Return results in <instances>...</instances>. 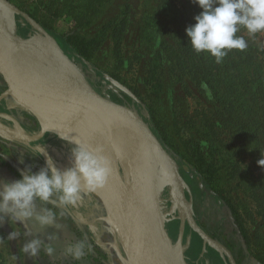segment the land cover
I'll return each mask as SVG.
<instances>
[{"label":"rangeland","instance_id":"rangeland-1","mask_svg":"<svg viewBox=\"0 0 264 264\" xmlns=\"http://www.w3.org/2000/svg\"><path fill=\"white\" fill-rule=\"evenodd\" d=\"M9 1L24 11L21 2L28 1L34 8L33 3L37 0ZM72 1L74 5L80 2ZM173 1L184 3L183 0ZM160 2L161 0H111L103 14L95 19L89 35L99 33L109 22L127 15L126 36L119 56L113 53L110 31L90 63L81 62L69 49L64 38L58 37L55 40L94 89L105 98L131 108L146 120L165 149L178 162L188 186V193L193 199V214L195 212L202 226L228 244L237 242L242 248L240 255L246 258L244 238L239 232V220L237 222L235 215L238 212L240 222L248 234L251 250L264 261V220L258 214V206L252 198L253 190L249 187L252 182L260 185L264 183V178L260 179L261 170L258 165L254 167L250 153L252 149H248L245 156L239 158L216 143L217 137L209 127L214 107L211 91L188 79L182 82L175 80L166 56L157 57L165 36L156 27L146 25L144 19L149 13L157 10ZM21 22L27 24L23 18ZM75 26L76 22L70 16L53 23L54 31L62 35L77 31ZM241 31L259 50L261 59H264V34L250 37L245 29L241 28ZM39 36L44 37L43 34ZM36 39L37 35L30 42ZM34 44L32 53L35 50ZM20 48L23 51V47ZM93 66H96L99 72H96ZM104 75L115 77L128 87L137 99H132L111 85ZM8 91L9 86L0 74V99L5 97L11 111L18 117H23V107ZM3 121L0 120V126L11 128ZM98 124L100 122L92 125ZM15 125L16 132L23 134V129L17 121ZM31 127L32 131L38 132L37 123ZM198 144L201 145L200 151L210 162V167H201L202 162L198 161L199 153L196 151ZM75 147V143L59 142L54 146L36 144L29 148L19 144L10 133L0 131V182L21 179V172L26 167H30L33 172L43 169L47 156H51L57 168L68 169L72 167L71 153ZM44 153L46 155H43ZM261 154H264V147L255 156L256 163L262 158ZM114 161L121 172L118 175L124 176L120 161L117 158ZM43 207L51 209L53 206L51 203H36L37 212ZM53 211L56 215L55 223L45 228H42L34 217L17 222L15 218L5 215L0 221V264H130L123 247V239L109 220L106 203L93 192H82V199L76 206L56 207ZM12 232L17 233L15 240L8 238ZM48 236L54 238L48 241ZM35 237L44 243H51L55 253L49 256L42 247L36 257L24 254L21 250L23 244ZM80 240H86L88 244L85 257L77 261L66 256L65 250ZM185 260L184 263L187 264Z\"/></svg>","mask_w":264,"mask_h":264},{"label":"water","instance_id":"water-1","mask_svg":"<svg viewBox=\"0 0 264 264\" xmlns=\"http://www.w3.org/2000/svg\"><path fill=\"white\" fill-rule=\"evenodd\" d=\"M18 16L25 19L31 27L32 33L26 37L18 32ZM37 34H43L44 37L51 39L55 43L57 53L76 65L63 52L55 38L39 23L9 0H0V74L9 86L8 94L35 116L41 132L29 136L3 126H0V131L10 133L14 140L27 145L29 142L41 140L47 133L54 134L68 143H74L72 141L79 126L87 119H98L103 123L114 119L122 123L126 131L139 140L141 154L136 177L119 213L120 232L129 263L169 264L140 228L144 214L151 207L172 244L179 245L182 249V235L187 221L192 230L219 252H226L232 264H235L229 252L212 240L195 221L192 202L186 196L188 186L181 175L180 167L143 117L129 107L105 98L90 85L79 69L82 77L73 82L27 78L23 64L11 55V48L13 45L26 47ZM104 78L132 99H137L128 87L112 76L104 75ZM101 145L97 147L102 148L103 155L109 159L107 149ZM113 170L116 174L121 173L118 166ZM165 192L168 197L166 200ZM173 216H178L182 223L178 243L170 239L166 229V223L170 221L168 217ZM183 257L185 260L184 251Z\"/></svg>","mask_w":264,"mask_h":264},{"label":"trees","instance_id":"trees-1","mask_svg":"<svg viewBox=\"0 0 264 264\" xmlns=\"http://www.w3.org/2000/svg\"><path fill=\"white\" fill-rule=\"evenodd\" d=\"M183 1L184 3L178 4L173 0H161L157 10L144 19L146 25L156 27L165 36L157 57L166 56L175 80L182 82L188 79L197 86L207 85L214 100L209 127L217 137L216 143L239 158H243L248 149H252L250 153L256 168L254 158L264 147V59H261L259 50L241 30L237 35L246 39L248 47L244 51H230L222 63L217 64L208 54H196L189 43L186 28L195 23L194 17L202 9L193 4L192 0ZM110 2L111 0H80L74 5L72 0H37L33 3L34 8L28 1L20 4L24 12L53 37L64 38L69 49L81 62L90 63L106 41L109 31L113 53L119 56L122 51L128 25L126 14L122 19L117 18L106 24L99 33H88L95 19L103 14ZM66 16L73 17L77 31L58 34L54 31L53 23ZM200 149L201 145L198 144L196 151L199 153L198 161L202 162L201 167H210V162ZM259 168L260 179H263V168ZM249 187L253 190L252 198L258 206V214L264 220V183L260 185L252 182ZM235 215L237 222L239 220V230L248 242L249 237L240 222V215L238 212Z\"/></svg>","mask_w":264,"mask_h":264},{"label":"clouds","instance_id":"clouds-1","mask_svg":"<svg viewBox=\"0 0 264 264\" xmlns=\"http://www.w3.org/2000/svg\"><path fill=\"white\" fill-rule=\"evenodd\" d=\"M192 3L202 11L194 17L195 23L186 28L189 43L196 54H208L217 64L222 63L232 50H246V39L237 35L241 28L250 37L264 34V0H192ZM202 87L207 88V85ZM72 142L77 145L71 153L72 167L61 170L51 156H47L43 169L33 172L26 167L21 172V179L0 182V221L5 215L17 222L34 217L45 228L55 223L54 208L76 206L82 199V192L92 193L106 186L112 168L103 149H93L75 139ZM261 155L257 165L264 168V154ZM37 202L51 203L53 207H43L37 212ZM8 238L15 240L17 233L12 232ZM53 238L48 236L47 240ZM42 247L49 256L55 253L51 243L36 237L24 243L21 250L27 256L36 257ZM87 248V241L80 240L69 246L65 255L79 261L85 257Z\"/></svg>","mask_w":264,"mask_h":264},{"label":"bare ground","instance_id":"bare-ground-1","mask_svg":"<svg viewBox=\"0 0 264 264\" xmlns=\"http://www.w3.org/2000/svg\"><path fill=\"white\" fill-rule=\"evenodd\" d=\"M37 39L38 41L35 43ZM37 39L23 47L25 52L18 46L13 45L11 48V55L16 61L23 64L28 79L49 77L51 80L66 82L81 79L82 75L77 67L57 53L55 43L51 39L39 36V34H37ZM33 44L35 50L32 53ZM96 122H100V124L92 125ZM101 122L98 119H87L79 126L75 140L87 144L93 149L102 144L101 146L108 151L112 168L111 176L103 189L93 193L106 203L111 225L118 229L121 235L119 213L141 162L140 143L136 137L126 131L122 123L114 119H109L107 123ZM113 154L124 169L122 177L113 170L116 167ZM140 228L169 264H185L181 247L173 245L166 239L164 226L157 220L153 208L150 207L144 214Z\"/></svg>","mask_w":264,"mask_h":264},{"label":"flooded vegetation","instance_id":"flooded-vegetation-1","mask_svg":"<svg viewBox=\"0 0 264 264\" xmlns=\"http://www.w3.org/2000/svg\"><path fill=\"white\" fill-rule=\"evenodd\" d=\"M17 27H18L19 34L23 37H26L30 33H32L30 26L28 24H23L21 22V17L19 16L17 17ZM54 38L56 39L57 37L54 36ZM93 68L95 69L96 72H99L97 67L93 66ZM19 108H22V107H19ZM22 109L25 111L23 113L24 116L18 117L13 111H11L10 107L6 103L5 97H3L2 99H0V120L1 121L4 120L3 122L7 126L11 128L13 127L12 130H14L15 132L17 131L16 130L17 126L15 125V121H17V123L23 129V132H24L23 134L29 135V136H34V135L39 134L41 132V127H40L39 122L35 118V116L31 114L29 111H27L26 109L24 108ZM34 123H37L39 126L38 132L32 131L30 129L32 128L31 126L34 125ZM17 142L19 144H24L29 148H32V146H35L36 144L54 146V145H57L59 142L68 143L66 141L59 139L56 135L49 134V133L45 134V136L39 141L29 142V145L23 142H19V141ZM180 172H181V168H180ZM186 196L189 200H191L193 204V199L190 193L187 192ZM167 198H168L167 192H165L164 199L166 200ZM165 204L170 206V204L168 203H165ZM168 218L170 219V221L166 223L167 232L171 240L174 243H178L180 234H181V227H182L181 220L178 216H175V217L173 216V217H168ZM194 219L197 222V224L201 227V229L212 240L221 244L226 249V251L229 252L235 264H264V261L251 250L250 245L248 244L247 240H245L243 236L242 237L244 238L243 241H244V245L246 248V256H247L246 258H243V256L240 255L242 254L241 245H238L237 242H233V241L228 244L227 242H224L218 237L212 235L205 227L202 226L195 212H194ZM181 244H182V249L184 251L187 264H232L231 259L226 252L221 253L215 247L211 246L198 233H196L194 230L191 229L187 221L184 224V232L182 235Z\"/></svg>","mask_w":264,"mask_h":264}]
</instances>
